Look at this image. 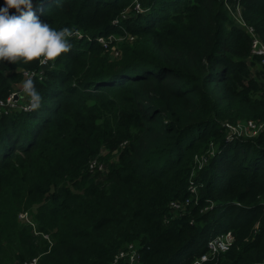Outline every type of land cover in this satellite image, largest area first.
I'll return each mask as SVG.
<instances>
[{
  "label": "trees",
  "instance_id": "trees-1",
  "mask_svg": "<svg viewBox=\"0 0 264 264\" xmlns=\"http://www.w3.org/2000/svg\"><path fill=\"white\" fill-rule=\"evenodd\" d=\"M33 6L78 36L54 68L0 63L1 100L24 73L42 96L0 117V264H111L129 244L133 264H192L226 232L204 264H263L264 132L231 139L224 124L264 122V56L251 53L264 0Z\"/></svg>",
  "mask_w": 264,
  "mask_h": 264
},
{
  "label": "clouds",
  "instance_id": "clouds-1",
  "mask_svg": "<svg viewBox=\"0 0 264 264\" xmlns=\"http://www.w3.org/2000/svg\"><path fill=\"white\" fill-rule=\"evenodd\" d=\"M33 8V0H4L0 6V63L36 62L41 68L51 69L61 54L71 50V38L78 33L67 27H51L40 20ZM34 75L26 73L22 84L30 110L39 109L42 103Z\"/></svg>",
  "mask_w": 264,
  "mask_h": 264
},
{
  "label": "built area",
  "instance_id": "built-area-1",
  "mask_svg": "<svg viewBox=\"0 0 264 264\" xmlns=\"http://www.w3.org/2000/svg\"><path fill=\"white\" fill-rule=\"evenodd\" d=\"M233 18L236 24L241 27H245L249 33H252V30L245 26L243 21H241L239 8L236 10V13L233 14ZM97 41L103 46L106 47L105 41L103 38H98ZM252 55L263 57L264 56V45L261 41L253 36L252 41ZM114 57L118 56V53L114 50L111 53ZM264 63V58L262 60ZM26 78V73L23 74ZM29 101L24 96L22 87L20 92L13 91L7 98L1 100L0 99V117L3 115H10L15 111H23L28 112L30 111L28 107ZM224 127L226 128L227 135L229 138H253L258 134L264 132V122H245L236 125H231L229 123H225ZM205 159H201L200 164L205 163ZM99 163V162H98ZM89 168L91 171L94 169L99 168L96 163V158L90 160ZM194 191V188H192ZM188 200L177 202L172 201L170 202V206L173 209H184L185 205L187 204ZM26 213H22L19 217H25ZM233 241V236L230 232H226L223 234H219L210 240L207 241L206 251L202 253L198 258H196L192 264H204L207 260L214 258L220 252H225L229 249ZM119 259H123L130 264H133L138 259V252L135 245L129 244L125 247V249H120L118 253L115 255L111 264H115L119 261ZM38 258H33L27 264H37ZM264 264V261L262 262Z\"/></svg>",
  "mask_w": 264,
  "mask_h": 264
},
{
  "label": "rangeland",
  "instance_id": "rangeland-1",
  "mask_svg": "<svg viewBox=\"0 0 264 264\" xmlns=\"http://www.w3.org/2000/svg\"><path fill=\"white\" fill-rule=\"evenodd\" d=\"M50 63H51V62H50ZM254 68H255V67H254ZM254 68H253V69H254ZM21 87H22V84L20 83V84H18L17 86H15L14 90L17 91V92H20ZM96 163H97V165H98L99 168L94 169L92 172H93L94 174H96L95 172H98V173H97V178H98V179H103V178L105 177V174H106L107 165H106L105 163H98L97 158H96ZM19 219H23V220H27V221H29L31 218H30V215L27 214V215H25V217H23V218L19 217Z\"/></svg>",
  "mask_w": 264,
  "mask_h": 264
}]
</instances>
